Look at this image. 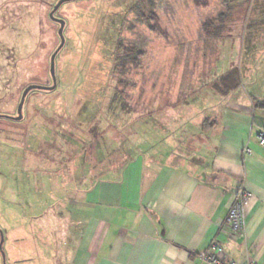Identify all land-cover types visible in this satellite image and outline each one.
Segmentation results:
<instances>
[{
	"label": "rangeland",
	"instance_id": "1",
	"mask_svg": "<svg viewBox=\"0 0 264 264\" xmlns=\"http://www.w3.org/2000/svg\"><path fill=\"white\" fill-rule=\"evenodd\" d=\"M58 1L0 0V113L17 116L30 84L53 85L50 59L61 40L49 13ZM136 1L63 3L57 87L31 91L22 120L0 118V264H62L54 203L86 191L108 163L128 179L139 173L150 160L143 144L163 141L157 112L172 111L182 80L196 82V95L215 70L233 67L243 93L264 91V0H156L144 23ZM120 38L138 54L125 74L114 68Z\"/></svg>",
	"mask_w": 264,
	"mask_h": 264
},
{
	"label": "crops",
	"instance_id": "2",
	"mask_svg": "<svg viewBox=\"0 0 264 264\" xmlns=\"http://www.w3.org/2000/svg\"><path fill=\"white\" fill-rule=\"evenodd\" d=\"M224 69L205 78L207 87L196 95L195 81L180 82L171 100L179 110L157 112L162 125L155 134L163 141L143 144L150 160L139 164V173L128 179L108 163L86 191L65 190L54 203L62 264H194L214 240L227 261L264 264V147L258 143L264 111L254 105L264 91L243 93L240 69L237 87L234 68ZM194 99L201 109L192 107ZM246 146L252 155L243 154ZM240 187L251 198L246 234L236 238L226 220Z\"/></svg>",
	"mask_w": 264,
	"mask_h": 264
},
{
	"label": "built area",
	"instance_id": "3",
	"mask_svg": "<svg viewBox=\"0 0 264 264\" xmlns=\"http://www.w3.org/2000/svg\"><path fill=\"white\" fill-rule=\"evenodd\" d=\"M258 143L264 147V126L258 134ZM244 155H252L253 151L249 146L243 150ZM251 198L250 192L240 187L237 190L236 198L227 215V224L231 235L236 238H242L246 234V209ZM224 248L219 240H214L208 250L198 254L199 261L194 264H239L235 260L227 261L224 257ZM248 264H256L255 261H249Z\"/></svg>",
	"mask_w": 264,
	"mask_h": 264
},
{
	"label": "trees",
	"instance_id": "4",
	"mask_svg": "<svg viewBox=\"0 0 264 264\" xmlns=\"http://www.w3.org/2000/svg\"><path fill=\"white\" fill-rule=\"evenodd\" d=\"M156 0H137L135 2V5L132 9H134L136 17H138L139 22L144 23L143 16L147 15L148 17L153 14V11L156 7L155 4ZM145 4L144 12L142 11V5ZM125 21V19H124ZM151 22L150 19H148L145 24H149ZM130 47L124 46V43H122V39L118 41L116 44V53H115V69H120L122 74L126 73L127 65L134 63L135 60L138 58V54L133 53L132 51H129ZM123 70V71H122ZM233 76V79L236 80L235 87L238 86V83L240 81L239 71L238 69H233L230 72ZM254 105L256 109L263 110L264 111V98L263 99H255ZM105 162V159L104 161Z\"/></svg>",
	"mask_w": 264,
	"mask_h": 264
},
{
	"label": "water",
	"instance_id": "5",
	"mask_svg": "<svg viewBox=\"0 0 264 264\" xmlns=\"http://www.w3.org/2000/svg\"><path fill=\"white\" fill-rule=\"evenodd\" d=\"M67 1H70V0H59L52 8L51 12L49 13V17L59 23L60 27L58 29V34L60 36V44L59 46L56 48V50L53 52V54L51 55V59H50V73H51V76H52V79H53V85L51 86H47V85H40V84H30L29 86H27L22 95H21V99H20V102L18 104V115L17 116H9L7 114H1L0 113V117H10V118H13L14 120L16 121H19V120H22L24 115H23V107H24V104H25V100L28 96V94L34 90V89H40V90H53L57 87V78H56V72H55V69H56V57L58 55V53L60 52V50L63 48L64 44H65V37H64V28H65V24H66V21L60 17H57L56 16V13L58 11V9L61 7V5ZM3 240L2 239V242L0 244V248L2 249V245H3Z\"/></svg>",
	"mask_w": 264,
	"mask_h": 264
},
{
	"label": "flooded vegetation",
	"instance_id": "6",
	"mask_svg": "<svg viewBox=\"0 0 264 264\" xmlns=\"http://www.w3.org/2000/svg\"><path fill=\"white\" fill-rule=\"evenodd\" d=\"M24 91V90H23ZM33 91V90H32ZM30 94V93H29ZM28 94V95H29ZM17 109H18V106H17ZM1 114H3V113H1ZM7 115H9V116H15V115H10V114H7ZM17 115H18V110H17ZM0 118H5V119H9V120H14L13 118H10V117H0ZM60 131V130H59ZM64 140H66L65 138H63ZM61 150H62V148L58 151L60 154H61ZM60 156V155H59ZM59 159H61L60 157H59ZM58 175H60V174H58ZM62 175V174H61Z\"/></svg>",
	"mask_w": 264,
	"mask_h": 264
}]
</instances>
